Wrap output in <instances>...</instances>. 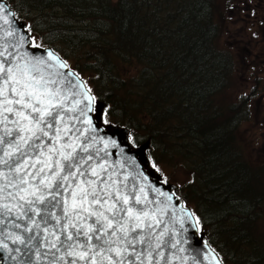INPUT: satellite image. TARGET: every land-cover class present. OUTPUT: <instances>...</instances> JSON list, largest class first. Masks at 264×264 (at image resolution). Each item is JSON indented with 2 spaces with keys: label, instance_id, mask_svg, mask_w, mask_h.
<instances>
[{
  "label": "snow or ice",
  "instance_id": "1",
  "mask_svg": "<svg viewBox=\"0 0 264 264\" xmlns=\"http://www.w3.org/2000/svg\"><path fill=\"white\" fill-rule=\"evenodd\" d=\"M32 31L0 0V260L223 264L206 243L189 251L200 218L125 154L134 139L100 136L87 81Z\"/></svg>",
  "mask_w": 264,
  "mask_h": 264
},
{
  "label": "trees",
  "instance_id": "2",
  "mask_svg": "<svg viewBox=\"0 0 264 264\" xmlns=\"http://www.w3.org/2000/svg\"><path fill=\"white\" fill-rule=\"evenodd\" d=\"M6 1L32 25V34L42 37L81 77L86 71L93 73L94 86L82 78L104 102L103 123L114 118V124L129 127L135 146L149 140L152 164L172 167L176 160L191 171L189 182L176 185V195L188 207L191 188L202 197L200 205L190 208L223 264H264V234L258 240L252 235L264 219V192L249 199L245 186L250 189L257 173L236 139L237 126L249 118V96L256 87L237 102L230 97L228 110L218 108L224 98L217 96L237 85V56L218 45L223 17L216 1ZM79 50L85 54L84 69ZM125 66H132L131 74L123 72ZM258 69L254 71L264 77V69ZM260 75L254 80L258 87ZM213 115L224 120L216 124ZM136 128L140 135L132 131ZM221 133L227 145L215 140ZM227 154L232 160H225Z\"/></svg>",
  "mask_w": 264,
  "mask_h": 264
},
{
  "label": "rangeland",
  "instance_id": "3",
  "mask_svg": "<svg viewBox=\"0 0 264 264\" xmlns=\"http://www.w3.org/2000/svg\"><path fill=\"white\" fill-rule=\"evenodd\" d=\"M6 1V0H5ZM218 11L221 12L223 17L222 23V35L218 40V45L223 48L232 49L237 56V85L229 87L224 94L218 95L217 99H223V102L218 103V108H222L223 111L228 110L227 101L237 102L241 95H249L255 89V93L249 96V118L246 121L240 122L236 129L237 146L241 149V154L245 155L251 165L254 167L257 174H255L256 180L250 181L251 192L249 199L254 195L264 192V89L261 85L264 84V77L260 73L254 70H261L258 67L264 69V0H215ZM7 2V1H6ZM25 17H31L32 15L23 14ZM26 19V18H25ZM24 21V20H23ZM77 27V25H76ZM78 28V27H77ZM59 49L67 53L64 48L59 46ZM79 65L84 69L86 63L85 54L79 50ZM72 54V51H70ZM74 60V57H71ZM254 68V69H253ZM132 66H125L122 68L123 72L129 74L132 73ZM93 74V73H92ZM90 72H85L84 77H87L93 86L96 83V78ZM260 75L261 83L256 85L255 76ZM89 87V86H88ZM103 102V100L98 99ZM104 104V102H103ZM103 115L101 114V117ZM110 123H103L101 125L106 127L107 125L119 126L126 128L129 132V139L131 141L129 127L114 124L115 119L112 118ZM224 117L213 115L212 121L216 124L221 123ZM138 125V123H137ZM133 132H137L140 135L142 132L135 129ZM216 136V135H215ZM216 141L223 142L222 133L220 136L215 137ZM149 143V140H147ZM227 145V142L224 141ZM150 147V144H149ZM148 147V149H149ZM152 152L156 155L155 148L153 147ZM225 160L230 159L229 154L225 155ZM172 167H169L165 162H157L156 168H159V174L163 179H167V183L174 184L175 187L182 186L184 183L189 182L191 179V171H188L185 167L181 166L178 161ZM223 166L222 164L220 167ZM155 168V170H156ZM225 168V167H224ZM236 174V172H235ZM237 181L239 177L237 176ZM244 183H247L246 181ZM243 183V184H244ZM214 184H217L214 183ZM213 185V183L211 184ZM192 189V188H191ZM189 190L191 195L186 194V198L189 207L196 203L200 205L203 202L202 197L200 198L198 192ZM207 207L212 209L209 204ZM196 208H199L198 206ZM247 227V226H246ZM245 227V230H249ZM241 228H244L241 226ZM264 234V219L260 220L256 224V229L252 230V235L258 239H261ZM222 239H226V235H221Z\"/></svg>",
  "mask_w": 264,
  "mask_h": 264
},
{
  "label": "water",
  "instance_id": "4",
  "mask_svg": "<svg viewBox=\"0 0 264 264\" xmlns=\"http://www.w3.org/2000/svg\"><path fill=\"white\" fill-rule=\"evenodd\" d=\"M3 2L7 4L5 0H3ZM94 103H95V107L98 110L96 112L89 113V115L92 117L93 123L95 127L98 129L100 136H102L105 139L111 138L117 140L121 147H125L129 145L130 142L128 141V130L126 128H122L119 126H112V125H107L106 127H103L100 125V113L104 104L98 99H96ZM148 147H149L148 141H145L137 145L135 148L125 147V154L132 156L136 160L140 169L143 170L144 174L148 176L149 181L152 182L155 186L161 187L162 190L168 191L169 193L173 191H175L176 193L175 185L171 183L165 184L164 181L162 180L161 175L155 172L153 167L149 166L150 161L147 153ZM110 151L112 152V156L110 157L111 161L120 158L116 149H110ZM180 201L182 200L180 199ZM176 203L178 204L179 201H176ZM187 236L189 237V246L186 247H189L190 252H193L194 249L203 251L205 243L208 244L204 240V235L199 233L198 231L190 230L187 233ZM193 254L195 253L193 252ZM0 264H7V262L0 260ZM203 264H208V261H203Z\"/></svg>",
  "mask_w": 264,
  "mask_h": 264
}]
</instances>
